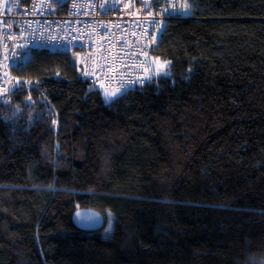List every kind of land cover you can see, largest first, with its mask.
<instances>
[{
	"label": "trees",
	"instance_id": "obj_1",
	"mask_svg": "<svg viewBox=\"0 0 264 264\" xmlns=\"http://www.w3.org/2000/svg\"><path fill=\"white\" fill-rule=\"evenodd\" d=\"M186 3L141 88L106 100L62 51L14 68L0 264H264V0ZM88 206L107 237L73 223Z\"/></svg>",
	"mask_w": 264,
	"mask_h": 264
},
{
	"label": "built area",
	"instance_id": "obj_2",
	"mask_svg": "<svg viewBox=\"0 0 264 264\" xmlns=\"http://www.w3.org/2000/svg\"><path fill=\"white\" fill-rule=\"evenodd\" d=\"M186 0H0V102L32 49L71 55L79 76L116 94L150 77V48ZM155 21V23H153Z\"/></svg>",
	"mask_w": 264,
	"mask_h": 264
},
{
	"label": "water",
	"instance_id": "obj_3",
	"mask_svg": "<svg viewBox=\"0 0 264 264\" xmlns=\"http://www.w3.org/2000/svg\"><path fill=\"white\" fill-rule=\"evenodd\" d=\"M72 220L78 228L87 231L100 230L105 224L104 215L93 207L78 208L73 213Z\"/></svg>",
	"mask_w": 264,
	"mask_h": 264
},
{
	"label": "rangeland",
	"instance_id": "obj_4",
	"mask_svg": "<svg viewBox=\"0 0 264 264\" xmlns=\"http://www.w3.org/2000/svg\"><path fill=\"white\" fill-rule=\"evenodd\" d=\"M186 5H187V3H186ZM184 12H185V16L189 15V7H188V5H187V7H185ZM163 26H164V24L161 26V29L163 28ZM73 63L75 64L74 61H73ZM168 66H169L168 61H164L161 58H159L157 56H154V55L151 56L150 76L158 75L160 73H168ZM101 90H102V94H103V96L105 97L106 100L112 98L116 94L114 91H111V90L106 89V88H101ZM109 214H111V213H108V217H109ZM111 216H112V214H111ZM108 217H107V220L105 222L104 227L101 229V232H102L103 236H106L105 235L106 230L109 229V219H108ZM111 226H112V220H111Z\"/></svg>",
	"mask_w": 264,
	"mask_h": 264
},
{
	"label": "snow or ice",
	"instance_id": "obj_5",
	"mask_svg": "<svg viewBox=\"0 0 264 264\" xmlns=\"http://www.w3.org/2000/svg\"><path fill=\"white\" fill-rule=\"evenodd\" d=\"M153 2H154V3H158V0H153ZM184 7H187V5H185ZM153 23H155V21H153ZM108 219H109V229L106 230V233H105L106 237L108 236V234H109V233L111 232V230H112V226H111L112 216H111V214H109ZM86 226H88V225H86Z\"/></svg>",
	"mask_w": 264,
	"mask_h": 264
},
{
	"label": "bare ground",
	"instance_id": "obj_6",
	"mask_svg": "<svg viewBox=\"0 0 264 264\" xmlns=\"http://www.w3.org/2000/svg\"><path fill=\"white\" fill-rule=\"evenodd\" d=\"M88 207H91V206H88ZM80 208H82V207H80ZM77 209H78V208H77ZM77 209H76V210H77ZM94 209H95V208H94ZM76 210H75V211H76ZM96 210H97V209H96ZM75 211H74V212H75ZM102 214H103V213H102Z\"/></svg>",
	"mask_w": 264,
	"mask_h": 264
},
{
	"label": "crops",
	"instance_id": "obj_7",
	"mask_svg": "<svg viewBox=\"0 0 264 264\" xmlns=\"http://www.w3.org/2000/svg\"><path fill=\"white\" fill-rule=\"evenodd\" d=\"M187 16V15H186Z\"/></svg>",
	"mask_w": 264,
	"mask_h": 264
}]
</instances>
